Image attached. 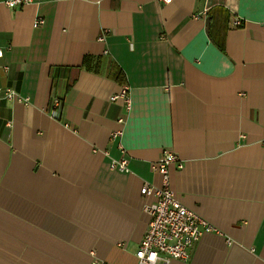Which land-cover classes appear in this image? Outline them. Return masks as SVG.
<instances>
[{"label": "crops", "instance_id": "0c3cea01", "mask_svg": "<svg viewBox=\"0 0 264 264\" xmlns=\"http://www.w3.org/2000/svg\"><path fill=\"white\" fill-rule=\"evenodd\" d=\"M0 52V264H137L165 150L216 231L170 264H264V0H30Z\"/></svg>", "mask_w": 264, "mask_h": 264}, {"label": "built area", "instance_id": "2783aa9c", "mask_svg": "<svg viewBox=\"0 0 264 264\" xmlns=\"http://www.w3.org/2000/svg\"><path fill=\"white\" fill-rule=\"evenodd\" d=\"M163 5H169L174 0H158ZM30 3V0H5L0 6L8 9L20 7ZM43 25L42 19H37L34 27ZM235 28L242 26L240 20L233 22ZM2 54L0 52V58ZM120 97L126 108L130 102L126 89L122 90ZM117 97L112 98L114 101ZM0 100L26 104L12 89H0ZM125 159L113 163L112 168L126 172ZM182 168V163L173 152L165 150L162 157L151 164V170L162 178V187L155 188L144 185L140 194L152 197L154 202L146 204L144 211L149 217L147 228L135 253L137 264H170L172 261L189 262L191 250L204 234L216 232L207 222L197 214L184 207L172 192L169 186V168ZM92 264H98L96 262Z\"/></svg>", "mask_w": 264, "mask_h": 264}, {"label": "trees", "instance_id": "16d2710c", "mask_svg": "<svg viewBox=\"0 0 264 264\" xmlns=\"http://www.w3.org/2000/svg\"><path fill=\"white\" fill-rule=\"evenodd\" d=\"M59 109V108H58Z\"/></svg>", "mask_w": 264, "mask_h": 264}]
</instances>
